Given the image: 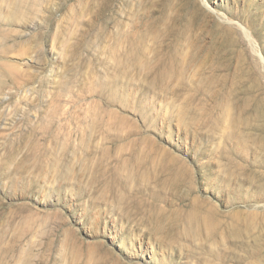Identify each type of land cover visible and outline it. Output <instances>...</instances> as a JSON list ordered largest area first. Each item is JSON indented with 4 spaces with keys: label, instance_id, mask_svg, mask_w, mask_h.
<instances>
[{
    "label": "rangeland",
    "instance_id": "374dc122",
    "mask_svg": "<svg viewBox=\"0 0 264 264\" xmlns=\"http://www.w3.org/2000/svg\"><path fill=\"white\" fill-rule=\"evenodd\" d=\"M0 264H264V0H0Z\"/></svg>",
    "mask_w": 264,
    "mask_h": 264
}]
</instances>
